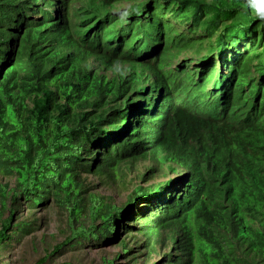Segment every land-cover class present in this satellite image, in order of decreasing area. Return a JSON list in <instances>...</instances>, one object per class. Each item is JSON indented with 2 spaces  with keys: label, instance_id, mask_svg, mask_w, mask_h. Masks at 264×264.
I'll return each mask as SVG.
<instances>
[{
  "label": "trees",
  "instance_id": "trees-1",
  "mask_svg": "<svg viewBox=\"0 0 264 264\" xmlns=\"http://www.w3.org/2000/svg\"><path fill=\"white\" fill-rule=\"evenodd\" d=\"M133 32L137 59L122 55ZM66 50L131 75L95 76ZM146 160L143 183L176 177L122 205L87 196L84 177L110 185ZM0 176L15 178L0 184V264L37 226L14 225L19 208L51 200L65 239L35 264L112 241L128 255L131 239L165 264H264V0H0Z\"/></svg>",
  "mask_w": 264,
  "mask_h": 264
},
{
  "label": "rangeland",
  "instance_id": "rangeland-1",
  "mask_svg": "<svg viewBox=\"0 0 264 264\" xmlns=\"http://www.w3.org/2000/svg\"><path fill=\"white\" fill-rule=\"evenodd\" d=\"M124 6L123 4L122 7ZM186 53L187 54H183L179 61H177L179 65H182V62L187 58L195 56L192 52ZM106 58H108V56H106ZM94 60L96 63V72L99 75L111 77L114 76L118 70L124 68L123 65H115L108 67L106 71V68L103 67L100 61ZM150 165L151 163L149 160L141 161L133 169L125 170L124 179L118 180L110 185L107 177L101 178L88 175L84 177L86 185L89 186V193L87 196L93 193L98 194L105 199L113 198V201L117 205H122L126 202L127 198L133 194V191L138 185L146 187L150 184L170 181L176 177L174 173L162 176L160 172H155L153 179H150L147 183H143L140 181V176L145 171L146 167ZM0 184H9L13 187L15 185V178H4L0 176ZM135 207L138 209V214H145L144 208L139 205V203H137ZM8 214L9 213L5 212L3 218H6ZM34 217L37 218L38 223L33 233L15 238L11 243L12 245L2 254L3 260L1 264H35L45 255L46 249L52 250L55 245L61 243L65 239L64 229L67 228L65 214L52 200L48 204L32 212L28 209L26 204H23L15 214L14 225L19 218H23V220L27 221L32 220ZM1 221L0 218V228ZM120 234L124 236L122 230ZM136 243V240L133 241L131 239L130 248H132L133 251L131 253L129 252L128 255H123L122 247L116 241L105 243L100 246L89 244L85 247L84 251L82 249L73 250L65 248L50 258L46 264H63L75 259L76 261L79 260L82 264H101L102 256L112 259L118 254L121 256L114 264H165L164 256L151 257L141 246L135 248ZM160 251L165 253L164 249ZM132 254L133 256H138L137 263L131 260L133 257Z\"/></svg>",
  "mask_w": 264,
  "mask_h": 264
},
{
  "label": "clouds",
  "instance_id": "clouds-1",
  "mask_svg": "<svg viewBox=\"0 0 264 264\" xmlns=\"http://www.w3.org/2000/svg\"><path fill=\"white\" fill-rule=\"evenodd\" d=\"M242 1H244L245 3H247V2H249V0H242ZM56 4V3H55ZM69 4V3H68ZM51 10V8L50 7H45V10ZM53 11V10H52ZM57 18H59V15L57 16ZM54 20V19H53ZM53 20H51V21H53ZM58 26L63 30V28L64 27H62V25H61V23H62V21H61V18H59L58 19ZM48 22H50V21H48ZM50 25H52L50 28H49V30H47V34L49 33V32H54L55 31V29H56V27H57V24L55 23V24H51L50 23ZM133 35H134V38L132 39L131 38V36H129V38L125 41V42H123V44H122V55H123V53H125V51H127V50H129V55H130V57L131 58H133V59H137V56L135 55V49H137L140 45H141V43H142V39L141 38H139V37H137L136 36V34H134V32H133ZM49 41V40H48ZM72 40H69V42H71ZM68 42V43H69ZM50 44V43H49ZM70 44V43H69ZM56 48H57V46H56ZM56 48H55V50H56ZM144 48H142L141 49V51L143 50ZM64 52H66V55H68V56H71L72 58H74V63H76V64H79L80 66H82L84 69H86L87 70V72H91V74H94L95 76L97 75L98 77H106V78H109V79H112V78H115L116 76L117 77H119V76H123V77H126V76H130L131 74H129L130 72H129V68H130V63H122L121 61L122 60H118L117 61V63H110L109 61H108V58H106V56H103V57H85V58H82L81 60H79V61H77V56H76V54H75V52L72 50V51H69V50H66V51H64ZM184 54H187V53H184ZM194 54V53H193ZM182 57V56H181ZM180 57V58H181ZM116 58V57H115ZM179 58V59H180ZM192 58H195V57H192ZM192 58H187L186 60H191ZM94 59H96V60H98V61H100L101 62V64L103 65V67L104 68H106V71H107V68L108 67H111V66H115V65H123L124 66V68L123 69H120V70H118L116 73H115V75L114 76H111V77H107L106 75H99L97 72H96V63H95V60ZM195 59H197V58H195ZM177 61H179V60H177ZM69 62H72V61H69ZM95 63V64H94ZM136 128L137 127H132V130L133 131H135L136 130ZM132 130H131V127H130V134L132 135L133 134V132H132ZM133 136L135 137L134 139H137V138H141L142 136H143V132L141 133V134H136V135H134L133 134ZM132 136V137H133ZM131 138V137H130ZM150 162V161H149Z\"/></svg>",
  "mask_w": 264,
  "mask_h": 264
},
{
  "label": "bare ground",
  "instance_id": "bare-ground-1",
  "mask_svg": "<svg viewBox=\"0 0 264 264\" xmlns=\"http://www.w3.org/2000/svg\"><path fill=\"white\" fill-rule=\"evenodd\" d=\"M54 24V23H53Z\"/></svg>",
  "mask_w": 264,
  "mask_h": 264
}]
</instances>
